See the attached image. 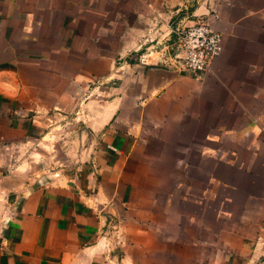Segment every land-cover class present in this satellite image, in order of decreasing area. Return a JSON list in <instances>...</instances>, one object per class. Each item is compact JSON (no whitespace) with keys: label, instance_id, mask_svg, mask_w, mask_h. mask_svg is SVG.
<instances>
[{"label":"crops","instance_id":"0c3cea01","mask_svg":"<svg viewBox=\"0 0 264 264\" xmlns=\"http://www.w3.org/2000/svg\"><path fill=\"white\" fill-rule=\"evenodd\" d=\"M201 19L222 35L211 68L191 75L173 61L158 62L161 52L151 48L170 27ZM111 40L113 48L105 43ZM74 56L88 65L63 81L61 62L70 65ZM46 72L52 85L41 78ZM255 87L264 90V0H0V264L156 263L162 225L152 206L159 194L184 199L193 185L197 195L205 191V177L184 174L188 153L204 150L200 137L220 132L200 126L203 106L216 95L225 105L264 104L251 91L245 99ZM28 88L41 91L31 96ZM47 88L54 90L49 102ZM49 119L54 129L62 120H81L93 140L80 151L66 143L65 161L30 179L22 155L46 133ZM191 119L193 126L184 124ZM168 129L198 138L176 146L179 177L152 174V157L143 156ZM159 181L166 186L157 191ZM232 233L234 240L209 241L212 253L175 263L264 264V227L244 221ZM115 234L120 250L111 244ZM173 261L167 256L166 263Z\"/></svg>","mask_w":264,"mask_h":264},{"label":"rangeland","instance_id":"374dc122","mask_svg":"<svg viewBox=\"0 0 264 264\" xmlns=\"http://www.w3.org/2000/svg\"><path fill=\"white\" fill-rule=\"evenodd\" d=\"M105 43L113 48L116 41H105ZM49 58L45 57L43 63H48ZM85 59L86 57L74 56L68 59L70 65L61 62L63 68L61 80L66 81L78 68L87 66ZM34 75L37 76L35 73ZM41 78L50 85L54 81L53 74L48 72L41 75ZM101 81L102 79H94L92 85H101ZM91 83L89 81L88 86ZM46 90L45 99L49 102L53 98L54 90L52 88ZM247 90L246 100L250 99L249 91L253 92L251 98L255 101L264 98V90L256 87ZM25 91L35 96L41 89L28 88ZM215 97L217 99L212 104L203 106L204 114L201 113L203 118L199 122L207 132L208 128L213 129V127L220 129V132L216 136H206V139L200 137L204 150L199 157L197 153H188L186 159L189 160L190 165H187L188 171H184V174L191 177H205L203 185L205 191L199 196L197 195V192H200L199 187L193 185L190 188L194 192L187 194L184 199H180L178 195L168 199L162 192L159 194L158 200L152 207L156 210L154 222L162 225V230L159 232L161 245L152 248V251L154 248L159 250V256L157 255L156 263L151 264H181L175 263L179 259L178 256L192 257L198 255V252L208 255L213 251V247L208 244L209 241L218 238L234 240L236 237L232 232L239 230L244 221L248 226L252 224L254 227L255 225L264 227V104L246 102L225 105L219 103L220 99H224L223 97L217 95ZM47 106L49 107L48 103ZM243 112L247 115L253 114L254 119H249L248 116V119L242 118ZM217 113H222L221 116L226 115V117L218 118ZM192 121L193 119L187 120L184 124L188 123L191 127L194 125ZM54 122L53 119L47 120L46 133L22 155L27 166L21 170L30 179L40 173H52L62 161H65L64 148L66 143L72 142L71 137L66 139L65 136L78 129L82 123L81 120L77 123L62 120L61 127H58V124L54 129ZM167 131L168 135L164 133L158 141L153 142L150 153L144 152L143 156L152 157L151 168L147 169V171L151 170L152 174L179 177L182 175V170L174 168V164L180 158L176 146L178 143H185V140L187 144H196L198 138L196 134L177 136L174 129ZM61 134L62 136L59 137ZM158 184L157 191L166 186L164 181L162 184L159 181ZM127 227L129 231L133 230V225ZM132 234L133 232L129 236L134 240ZM162 238L167 240L169 247L165 248V240L162 241ZM145 241L152 240L149 236ZM121 243L118 234L111 237V244L115 250H120ZM167 256L169 260L175 261L166 263Z\"/></svg>","mask_w":264,"mask_h":264},{"label":"built area","instance_id":"2783aa9c","mask_svg":"<svg viewBox=\"0 0 264 264\" xmlns=\"http://www.w3.org/2000/svg\"><path fill=\"white\" fill-rule=\"evenodd\" d=\"M151 52H161L160 63L173 61L180 72L198 75L211 68L222 52V35L206 20L190 25L175 24L170 27L168 38L156 42ZM140 63L147 64V55L138 57Z\"/></svg>","mask_w":264,"mask_h":264},{"label":"water","instance_id":"95a60500","mask_svg":"<svg viewBox=\"0 0 264 264\" xmlns=\"http://www.w3.org/2000/svg\"><path fill=\"white\" fill-rule=\"evenodd\" d=\"M65 137L66 138L71 137L72 142L74 141L75 143L78 144L79 151L81 149L88 148L93 140L91 132L88 130L87 126L85 125L79 127L74 132L70 133L69 135H66Z\"/></svg>","mask_w":264,"mask_h":264}]
</instances>
